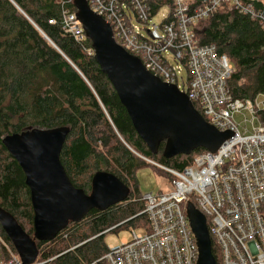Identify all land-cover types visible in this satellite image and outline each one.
Returning a JSON list of instances; mask_svg holds the SVG:
<instances>
[{"label": "trees", "instance_id": "trees-1", "mask_svg": "<svg viewBox=\"0 0 264 264\" xmlns=\"http://www.w3.org/2000/svg\"><path fill=\"white\" fill-rule=\"evenodd\" d=\"M202 0H195L194 4ZM156 14L172 0H147ZM63 10L75 11L73 0H0V207L29 225L33 211L29 189L19 164L1 139L28 128L70 129L60 162L71 183L90 191L92 175L108 171L125 185L144 157L181 170L192 162L190 155L166 159L161 143L152 154L135 132L126 110L92 54L90 40L76 39L64 28ZM200 45H213L233 67L227 86L235 98L264 94V31L249 16L222 5L193 25ZM135 151L140 158L133 156ZM142 159V158H141ZM81 179V183L78 182ZM141 197V196H140ZM135 193L104 211L90 210L69 223L51 241H36L38 259L45 264H88L107 250V230L134 225L145 217L143 202ZM0 236L13 246L0 226ZM211 252L219 264L218 249Z\"/></svg>", "mask_w": 264, "mask_h": 264}, {"label": "built area", "instance_id": "built-area-1", "mask_svg": "<svg viewBox=\"0 0 264 264\" xmlns=\"http://www.w3.org/2000/svg\"><path fill=\"white\" fill-rule=\"evenodd\" d=\"M194 1L172 0L171 14L154 23L159 11L152 14L147 0H87L90 9L110 25L117 44L153 75L185 93L210 125L232 133L215 152H196L181 170L141 157L170 175L168 187L140 197L145 225L139 233L130 227V239L107 246L88 264H197L188 202L204 215L219 264H264V94L233 97L227 86L233 72L228 58L213 45L198 44L193 31L197 21L222 5L249 16L264 31V0ZM62 15L64 28L83 39L75 11L63 10ZM88 54H94L92 47ZM180 64L187 70L181 86ZM245 112L250 118L240 125L235 116ZM45 263L37 257L28 264ZM0 264H24L1 236Z\"/></svg>", "mask_w": 264, "mask_h": 264}, {"label": "water", "instance_id": "water-1", "mask_svg": "<svg viewBox=\"0 0 264 264\" xmlns=\"http://www.w3.org/2000/svg\"><path fill=\"white\" fill-rule=\"evenodd\" d=\"M73 6L95 61L152 154L158 152L161 143V154L166 159L190 155L199 148L213 153L232 136L231 131H219L210 125L185 93L153 75L138 57L117 44L110 25L90 9L87 0H73ZM69 131L66 126L28 128L1 139L22 169L29 189L32 236L0 207V226L24 264L38 257L36 241H51L90 210L104 211L130 195L127 185L104 170L92 175L88 193L71 183L60 162ZM186 215L197 242V264H216L204 215L191 202L186 204Z\"/></svg>", "mask_w": 264, "mask_h": 264}, {"label": "rangeland", "instance_id": "rangeland-1", "mask_svg": "<svg viewBox=\"0 0 264 264\" xmlns=\"http://www.w3.org/2000/svg\"><path fill=\"white\" fill-rule=\"evenodd\" d=\"M167 13V7L160 9L156 16L153 17L152 22L158 23L163 18V15H166ZM141 33L145 36L148 35L145 29H142ZM171 63L174 64L172 61ZM177 76L178 84L181 86L182 81H186L187 79V70L182 64H180V69L177 71ZM244 118L248 120L250 118V115L245 112V115L235 116V120L237 122H240V125H244ZM248 127H250L249 123ZM130 151L132 152L133 156H135L136 158H140L135 151ZM140 160L142 161L143 159L140 158ZM142 162L144 164L137 165L132 172L131 178L127 180V183L131 190V194L134 195L135 193H137V195L140 197L145 193L165 190L168 187L170 175L166 171L159 169L158 167L149 163L146 160H143ZM78 182L81 183V179H78ZM87 191L89 192V189ZM17 221L22 224L26 230L28 229L29 225L26 224L25 221L19 218H17ZM144 225V219H142L135 222L134 225L127 224L122 227H119L116 230H107L103 236V241L107 246H115L119 244L121 240L131 238V230L129 229L130 227L135 228V233H139V228L144 227Z\"/></svg>", "mask_w": 264, "mask_h": 264}]
</instances>
